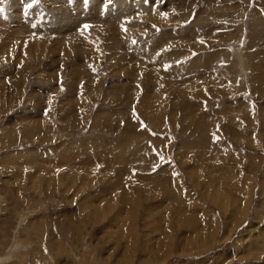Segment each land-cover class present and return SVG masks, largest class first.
Here are the masks:
<instances>
[{"label":"rangeland","instance_id":"obj_1","mask_svg":"<svg viewBox=\"0 0 264 264\" xmlns=\"http://www.w3.org/2000/svg\"><path fill=\"white\" fill-rule=\"evenodd\" d=\"M0 8V264H264V0Z\"/></svg>","mask_w":264,"mask_h":264},{"label":"bare ground","instance_id":"obj_2","mask_svg":"<svg viewBox=\"0 0 264 264\" xmlns=\"http://www.w3.org/2000/svg\"><path fill=\"white\" fill-rule=\"evenodd\" d=\"M120 12H121V11H120ZM64 13H65V12H64ZM81 13H83V12H81ZM123 13H124L123 15H126L125 11H123ZM65 14H67V13H65ZM149 14H150V13H149ZM150 15H151V14H150ZM155 15H156V14H155ZM29 16H30V15H29ZM144 16H145V15H144ZM144 16H143V17H144ZM145 18H146V16H145ZM155 18H156V17H155ZM72 19H73V18H72ZM57 20H58V18H57ZM66 20H67V19H66ZM143 20H144V18H143ZM61 22H62V21H61ZM85 22H86V19L82 16V23L85 24ZM147 22H148V21H147ZM77 23H78V21H77ZM37 27H38V26H37ZM40 27H41V26H40ZM40 27H38V28H40ZM42 27H43V26H42ZM42 27H41V30H42ZM90 27H91V24H90ZM43 28H44V27H43ZM135 28H136V27H135ZM99 29H100V28H99ZM48 30H49V29H48ZM53 30H54V29H53ZM127 34H128V32H127ZM89 35H90V34H89ZM123 36H124V39H127V38H129L130 36H132V35H123ZM133 36H134V35H133ZM133 36H132V37H133ZM130 39H131V38H130ZM130 39H129V40H130ZM131 40H132V41H131L130 44H133V43H132V42H133V39H131ZM129 42H130V41H127V44H128ZM132 46H133V45H132ZM77 48H79V47H76V46H75V48L72 47V49H74V50L77 49ZM69 49H70V48H69ZM79 50H83V51H84L85 49H81V48H80ZM134 50H135V48H134ZM136 50L138 51V47H137ZM138 54H139V53H138ZM142 54H143V53H142ZM143 55H144V54H143ZM146 56L149 58V54H146ZM99 82H100V81H99ZM144 95H145V94H144Z\"/></svg>","mask_w":264,"mask_h":264},{"label":"snow or ice","instance_id":"obj_3","mask_svg":"<svg viewBox=\"0 0 264 264\" xmlns=\"http://www.w3.org/2000/svg\"><path fill=\"white\" fill-rule=\"evenodd\" d=\"M0 2H2V0H0ZM32 7L31 4L28 5V8ZM27 12V9L25 10ZM4 12V9L3 8H0V13H3ZM89 27V25H85L84 28L87 29Z\"/></svg>","mask_w":264,"mask_h":264}]
</instances>
